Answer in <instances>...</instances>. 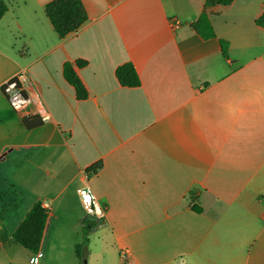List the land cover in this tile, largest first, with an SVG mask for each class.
I'll return each instance as SVG.
<instances>
[{
    "label": "crops",
    "instance_id": "0c3cea01",
    "mask_svg": "<svg viewBox=\"0 0 264 264\" xmlns=\"http://www.w3.org/2000/svg\"><path fill=\"white\" fill-rule=\"evenodd\" d=\"M4 1L0 264H33L13 233L37 202L49 212L37 264H82L84 227L102 264H264V0L210 8L208 40L192 27L205 0H82L88 20L65 38L45 13L53 0ZM129 62L137 88L116 78ZM18 74L27 113L2 90ZM37 110L49 118L26 128ZM86 181L104 220L83 209Z\"/></svg>",
    "mask_w": 264,
    "mask_h": 264
},
{
    "label": "trees",
    "instance_id": "16d2710c",
    "mask_svg": "<svg viewBox=\"0 0 264 264\" xmlns=\"http://www.w3.org/2000/svg\"><path fill=\"white\" fill-rule=\"evenodd\" d=\"M234 0H205V5L198 20L192 24L196 33L204 40L216 38V33L209 17L208 10L212 7L230 5ZM8 6L4 0H0V18L7 12ZM45 13L50 20L54 31L59 38H65L68 35L78 31L88 20L87 12L82 0H53L45 7ZM256 25L264 28V13L259 16ZM220 46L224 58H228L229 42L220 40ZM76 64L82 67L85 61H77ZM63 74L66 81L75 89L78 100H85L88 97V91L76 73L71 63H65ZM116 78L121 86L127 88H137L141 85L140 77L132 63H125L116 69ZM23 123L26 128L31 129L42 125L40 117H25ZM102 168V163L98 162L88 168V174H96ZM195 211H198L193 207ZM49 212L41 202L33 205L25 219L20 223L13 233L14 240L31 254H37L42 247L44 232L46 229ZM83 241L78 247L77 255L81 262L88 256L89 229H82Z\"/></svg>",
    "mask_w": 264,
    "mask_h": 264
},
{
    "label": "built area",
    "instance_id": "2783aa9c",
    "mask_svg": "<svg viewBox=\"0 0 264 264\" xmlns=\"http://www.w3.org/2000/svg\"><path fill=\"white\" fill-rule=\"evenodd\" d=\"M177 25V20H173L171 22V26L173 28ZM22 78L23 74H18L16 77L6 81L2 86V90L11 107L15 111L27 113L29 106L32 104V99L26 94L24 86L22 85ZM36 115H38L42 121H46L49 118V115L41 110H37ZM79 195L83 209L89 218L95 220H104L106 218L107 207L103 205L94 194V191L88 181H86L79 189ZM41 257L42 253L39 252L34 258H32L31 262L33 264H37ZM121 259L124 262L127 261V254L125 252H122Z\"/></svg>",
    "mask_w": 264,
    "mask_h": 264
},
{
    "label": "rangeland",
    "instance_id": "374dc122",
    "mask_svg": "<svg viewBox=\"0 0 264 264\" xmlns=\"http://www.w3.org/2000/svg\"><path fill=\"white\" fill-rule=\"evenodd\" d=\"M96 240H98L97 237H95L94 241L96 242ZM82 264H102V259L100 258V255L93 254L89 258L87 256L86 259L82 262Z\"/></svg>",
    "mask_w": 264,
    "mask_h": 264
}]
</instances>
